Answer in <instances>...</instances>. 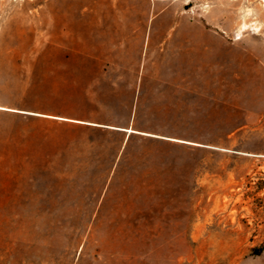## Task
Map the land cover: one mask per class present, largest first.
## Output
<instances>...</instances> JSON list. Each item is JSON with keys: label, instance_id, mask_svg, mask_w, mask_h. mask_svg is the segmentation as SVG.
<instances>
[{"label": "rangeland", "instance_id": "1", "mask_svg": "<svg viewBox=\"0 0 264 264\" xmlns=\"http://www.w3.org/2000/svg\"><path fill=\"white\" fill-rule=\"evenodd\" d=\"M118 2L0 0V264H264V0H147L145 31L164 4L166 36L172 10L206 32L166 70L172 92L129 119L157 136L41 115L84 109L67 62L107 52ZM99 98L91 109L126 119ZM99 197L107 212L37 211Z\"/></svg>", "mask_w": 264, "mask_h": 264}, {"label": "crops", "instance_id": "2", "mask_svg": "<svg viewBox=\"0 0 264 264\" xmlns=\"http://www.w3.org/2000/svg\"><path fill=\"white\" fill-rule=\"evenodd\" d=\"M155 4H157L155 2ZM152 7V3H151ZM164 4L159 8V26L150 33L142 27L143 17L149 10L147 0H119L117 3V15L109 14L103 16L108 18V22L115 18V25L110 28H119L120 34L107 38V52H89L85 48L83 51V62H67V78L73 83L77 81L83 94V110L73 111H48L40 114L65 121L76 123L78 128L86 130H98L101 132H119L128 135L151 134L141 129H133L129 124V119L135 118L143 102L147 97L160 93H171V74L166 70H172L173 64H177L178 52L183 48L184 43L199 47L202 53L205 43V30L201 19H192L188 15L175 17L173 10L170 15L171 20L178 22L181 27L178 35L166 36L164 24L168 21L164 15ZM151 12V11H150ZM150 14V13H149ZM156 15V14H154ZM133 23L134 29L130 32L129 24ZM163 50V51H162ZM179 54V55H178ZM91 59L89 62L88 59ZM177 66V65H176ZM75 70V72L73 71ZM79 71V72H76ZM165 71V72H164ZM169 79V88L162 89L166 85L164 82ZM104 91L111 96L109 99L113 103H120L119 107L126 110V119L116 120L114 118L105 119L96 108H90L102 101L99 98ZM117 105L112 106L116 108ZM71 126V125H69ZM157 136V135H156ZM128 142L122 143L118 149L127 146ZM107 197H99L94 203L96 209H74V210H37L40 212H83V213H103L102 209L107 203Z\"/></svg>", "mask_w": 264, "mask_h": 264}, {"label": "bare ground", "instance_id": "3", "mask_svg": "<svg viewBox=\"0 0 264 264\" xmlns=\"http://www.w3.org/2000/svg\"><path fill=\"white\" fill-rule=\"evenodd\" d=\"M84 1H85V0H84ZM83 4H84V2H81V3H80V6H82ZM24 7H25V6H24ZM102 16H104V15H102ZM242 28H243V30L247 29V28H248V24H247V23H244Z\"/></svg>", "mask_w": 264, "mask_h": 264}]
</instances>
